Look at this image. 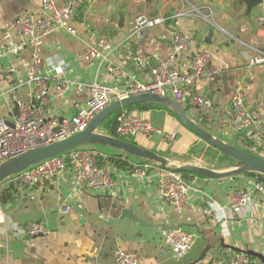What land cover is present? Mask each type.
I'll use <instances>...</instances> for the list:
<instances>
[{
  "label": "crops",
  "instance_id": "0c3cea01",
  "mask_svg": "<svg viewBox=\"0 0 264 264\" xmlns=\"http://www.w3.org/2000/svg\"><path fill=\"white\" fill-rule=\"evenodd\" d=\"M40 2L0 0L1 118L13 123L18 106L35 100L27 77V66L34 57L41 59V73L50 88L46 115L66 119L73 114L75 103L87 104L93 83L122 90L128 81L150 80V69L132 61L135 54L150 56L152 65L168 61L173 69L186 71L193 56L204 49L210 55V68L196 79L193 93L209 98L211 108L203 113L189 101L181 107L214 136L239 146L248 139V150L264 157V144L257 149L252 144V128L239 133L232 129L229 105L232 92L238 88L248 108L264 113V61L251 63L264 55V0L250 12L240 0H78L76 35L59 30L39 37L17 34L14 21L35 17ZM138 15L163 21L145 27L137 38L134 19ZM259 19H263L262 26ZM175 35L189 38V46L176 52ZM209 36L208 43L205 39ZM90 47L103 57L87 61L85 54ZM109 66L115 67L116 73L109 72ZM61 81H66L67 89L54 95ZM14 103L18 104L17 113H13ZM131 111L148 119L157 132L150 139L131 135L127 141L176 160V165L186 163L183 159L194 151L198 139L177 117L167 109ZM92 150L111 168L113 188L88 189L77 184L70 171L47 178L46 187L41 186L42 180L31 185L8 181L0 185V197L10 195L1 201L0 264H114L122 250L135 252L139 264H207L236 253L230 247L264 256V216L257 200L251 198L237 213L227 206L228 195L247 188L254 176L190 179L184 208L174 213L156 190L154 170H146L142 176L134 169L142 164L140 159L129 156L133 168L117 169L108 156L126 154L110 147ZM209 202L221 210L205 215L203 208ZM62 205L68 208L64 215L58 210ZM123 209H129L136 220L122 217ZM35 222L43 223L49 233L27 237L13 229L14 224L25 227ZM176 229L194 237L191 250L180 260L172 256L162 237L163 232ZM255 263L264 264L259 259Z\"/></svg>",
  "mask_w": 264,
  "mask_h": 264
},
{
  "label": "built area",
  "instance_id": "2783aa9c",
  "mask_svg": "<svg viewBox=\"0 0 264 264\" xmlns=\"http://www.w3.org/2000/svg\"><path fill=\"white\" fill-rule=\"evenodd\" d=\"M40 9L35 17L23 16L13 23L14 31L22 36H45L54 31H64L70 35L78 32L75 16L78 0H40ZM161 18H149L138 15L135 19V36L140 38L145 27L161 23ZM259 25H263V19H259ZM190 39L175 35L173 44L176 52L186 49ZM102 53L98 49L90 47L86 54L87 61L101 59ZM132 61L139 67L150 69L151 78L148 81H128L122 90L117 86L106 87L100 83H93L89 87V98L85 106L75 103L73 114L70 118H57L46 115V106L49 104L48 79L41 73L42 61L38 57L32 58L27 66L28 81L32 83L35 93L33 103L20 104L18 113L13 123L0 117V163L18 156L30 149L48 145L64 139L74 133L83 131L92 118L110 104L112 101L138 94H157L171 96L179 105L189 101L198 107L203 113L211 108V100L205 96L193 93L194 83L197 78L209 72V53L201 49L191 59L186 71H177L170 66L168 61L151 64L150 56L138 53L132 57ZM264 61L262 57H255L251 63ZM108 71L116 73V68L109 66ZM80 88V85H78ZM67 89L66 81H61L55 87L54 95H61ZM229 105L232 112V129L243 132L250 128V139L253 146L264 144V113L250 109L246 106L245 95L240 89H235L230 97ZM117 136L128 138L131 135L150 139L157 129L145 118L135 115L131 110H123L117 117ZM139 175L144 176L145 171L154 170L156 190L167 207L174 213L183 210L187 194L190 188L188 180L181 173L160 168L158 165L143 162L134 167ZM70 171L75 182L91 190H107L114 187L115 180L108 166L97 164V154L89 147L82 146L67 153L55 156L37 163L15 174L6 181L15 185H31L39 183L43 178H51L63 175ZM5 181V182H6ZM251 198H255L264 216V180L257 176L249 179L247 188L233 190L227 197L228 209L237 213ZM2 203L0 199V212ZM59 213H67V206L58 207ZM213 202H209L204 208L205 215H213L220 211ZM13 229L20 234L33 237L47 235L49 229L40 222L31 223L25 227L13 225ZM162 237L169 247L172 256L183 259L194 244L192 234L176 229L163 232ZM114 264H139V257L133 251H119L114 259ZM207 264H256L249 255L236 252L227 258H215Z\"/></svg>",
  "mask_w": 264,
  "mask_h": 264
},
{
  "label": "water",
  "instance_id": "95a60500",
  "mask_svg": "<svg viewBox=\"0 0 264 264\" xmlns=\"http://www.w3.org/2000/svg\"><path fill=\"white\" fill-rule=\"evenodd\" d=\"M240 1L244 2L247 12H250L252 8L261 3V0ZM210 36L205 39V41L208 43L210 42ZM146 102L161 104L169 108L171 111L175 112L179 121L188 131H190L205 144L216 148L223 154L233 159L235 161V165L226 170H215L206 166L190 163L176 165L170 163L166 157L160 155L155 151H152L151 149L141 147L133 142L123 140L119 137H113L108 134L99 132L102 122L113 112L124 109L128 106ZM17 106L18 104L14 103L13 113H17ZM90 145L110 147L112 149L121 151L126 155L134 156L138 159L145 160L146 162L156 164L160 168L169 171L179 173L188 172L210 179L229 178L249 172L264 176L263 156L246 152L234 146L233 144L225 142L221 138L214 136L212 133L204 129L199 123L189 118L181 105H179L171 97L145 93L138 95H129L112 101L110 104L96 113V115L88 123L86 128L81 132L74 133L69 137L55 141L48 145L30 149L18 156L3 161L2 163H0V185L4 184L8 178L14 176L15 174H18L19 172L29 168L30 166H33L49 158L62 155L73 149ZM49 181V179L43 178L41 186H49ZM37 187L38 186L35 185V188ZM128 210L129 209H123L121 211V216L127 217L131 220H136V217L131 215ZM230 250L245 253L256 259H259L262 263H264V256L259 252H255L252 250H240L235 247H230Z\"/></svg>",
  "mask_w": 264,
  "mask_h": 264
},
{
  "label": "trees",
  "instance_id": "16d2710c",
  "mask_svg": "<svg viewBox=\"0 0 264 264\" xmlns=\"http://www.w3.org/2000/svg\"><path fill=\"white\" fill-rule=\"evenodd\" d=\"M149 110V109H167L172 115H174L175 117H177L176 113L169 110L167 107L161 105V104H158V103H153V102H146V103H140V104H136V105H132V106H128L124 109H120V110H117L115 112H113L112 114H110L101 124L100 126V129L105 133V134H108L110 136H113V137H118L117 136V132H116V128H117V125H118V122H117V117L118 115L121 113V111L123 110ZM178 118V117H177ZM179 120V119H178ZM120 138V137H119ZM123 140H126L125 138H121ZM127 141V140H126ZM245 144L242 145V146H239V145H236V144H233L234 146L246 151V152H250L247 148V145H248V139H245L244 140ZM134 143V142H133ZM232 144V143H231ZM90 146H93V145H90ZM204 150L206 151L207 154H212L213 156L217 155V156H220V158L222 160H226L228 162H235L233 159H231L230 157H228L227 155L223 154L222 152H220L219 150H217L216 148L212 147V146H209L207 145L206 147H204ZM192 152V150L190 151ZM250 153H253V154H257V153H254V152H250ZM129 156L130 155H125L124 157L122 155H118V154H112V155H109L108 156V162L113 165L115 168L117 169H131L133 168L132 165L130 164L129 162ZM141 160V163L143 162H146L145 160ZM104 163H105V160L102 158V157H97V164L99 166H104ZM182 177L185 179V180H190V179H193V178H203V179H206L205 177L203 176H199V175H195V174H192V173H188V172H180ZM245 174H250L252 176H257V178L259 180H264V176L263 175H259V174H256V173H245ZM10 195L8 193H6L5 195L1 196L0 199L1 201L4 200L3 198L4 197H9ZM251 259L253 260H256L254 257L250 256Z\"/></svg>",
  "mask_w": 264,
  "mask_h": 264
},
{
  "label": "rangeland",
  "instance_id": "374dc122",
  "mask_svg": "<svg viewBox=\"0 0 264 264\" xmlns=\"http://www.w3.org/2000/svg\"><path fill=\"white\" fill-rule=\"evenodd\" d=\"M204 129H206L207 131L212 133L211 129L206 128V127H204ZM99 132L104 133L101 129H99ZM203 144H205V143L203 141H201L200 139H198V144L195 146L194 151L190 152V154L188 153L189 157H187V159L184 158L183 161L186 163H190V164H197V165L206 166L208 168H212L215 170H226V169H229L235 165V162L230 163L226 160H222L220 158V156H217V155L213 156L212 154H207L206 151L204 150V147L203 148L200 147ZM86 147L94 149V148H98L101 146L93 145V146H86ZM251 151L256 152L254 150H251ZM169 162L172 164L178 163L176 160H169Z\"/></svg>",
  "mask_w": 264,
  "mask_h": 264
}]
</instances>
